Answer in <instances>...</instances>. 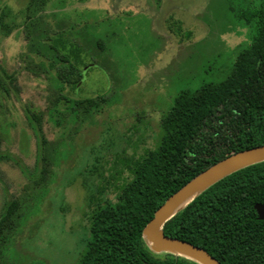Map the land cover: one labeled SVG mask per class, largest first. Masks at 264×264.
Listing matches in <instances>:
<instances>
[{
  "label": "rangeland",
  "instance_id": "1",
  "mask_svg": "<svg viewBox=\"0 0 264 264\" xmlns=\"http://www.w3.org/2000/svg\"><path fill=\"white\" fill-rule=\"evenodd\" d=\"M251 1L0 0L11 27L0 25V40L15 34L23 43L11 62L0 58V77H15L9 94L0 91V217L7 203L20 205L0 264L80 263L91 238L92 168L108 174L154 149L180 92L229 76L252 38ZM60 34L84 51L81 84L63 93L101 96L89 113L53 105L62 85L46 38ZM117 197L109 188L102 204Z\"/></svg>",
  "mask_w": 264,
  "mask_h": 264
},
{
  "label": "trees",
  "instance_id": "2",
  "mask_svg": "<svg viewBox=\"0 0 264 264\" xmlns=\"http://www.w3.org/2000/svg\"><path fill=\"white\" fill-rule=\"evenodd\" d=\"M253 1L244 12L252 38L238 53L229 76L180 92L161 118L154 149L129 157L108 174L105 167L92 168L96 183L87 200L91 238L79 264H198L153 252L143 229L156 210L199 173L236 152L264 144V0ZM3 17L0 25L9 33ZM46 40L52 41L48 50L56 58L50 66L57 69L62 85L53 105L63 103L73 114L99 108L101 96L74 99L63 93L81 84L84 51L62 34ZM3 73L7 82L0 77V91L9 94L15 77ZM49 158L43 157V175L49 173ZM109 188L117 189V201L102 204ZM257 203H264V162L209 187L168 221L164 232L205 249L222 264H264V220L258 218ZM19 211L17 200L6 204L0 245L14 231Z\"/></svg>",
  "mask_w": 264,
  "mask_h": 264
},
{
  "label": "water",
  "instance_id": "3",
  "mask_svg": "<svg viewBox=\"0 0 264 264\" xmlns=\"http://www.w3.org/2000/svg\"><path fill=\"white\" fill-rule=\"evenodd\" d=\"M261 162H264V144L236 152L192 178L156 210L154 217L144 227L143 236L151 250L158 254L172 253L198 264H222L205 249L166 235L164 226L212 185L237 171ZM191 197L189 203L179 209ZM255 210L258 218L264 220V203H257Z\"/></svg>",
  "mask_w": 264,
  "mask_h": 264
},
{
  "label": "clouds",
  "instance_id": "4",
  "mask_svg": "<svg viewBox=\"0 0 264 264\" xmlns=\"http://www.w3.org/2000/svg\"><path fill=\"white\" fill-rule=\"evenodd\" d=\"M23 48L21 40H17L15 34L0 40V58H7L10 62L16 58Z\"/></svg>",
  "mask_w": 264,
  "mask_h": 264
},
{
  "label": "bare ground",
  "instance_id": "5",
  "mask_svg": "<svg viewBox=\"0 0 264 264\" xmlns=\"http://www.w3.org/2000/svg\"><path fill=\"white\" fill-rule=\"evenodd\" d=\"M192 199V197L191 198H189V199H187L180 207H179V209L180 208H182L183 206H185L187 203H189V201Z\"/></svg>",
  "mask_w": 264,
  "mask_h": 264
},
{
  "label": "flooded vegetation",
  "instance_id": "6",
  "mask_svg": "<svg viewBox=\"0 0 264 264\" xmlns=\"http://www.w3.org/2000/svg\"><path fill=\"white\" fill-rule=\"evenodd\" d=\"M87 248V247H86ZM86 250V249H85ZM84 253V252H83ZM83 255V254H82Z\"/></svg>",
  "mask_w": 264,
  "mask_h": 264
}]
</instances>
